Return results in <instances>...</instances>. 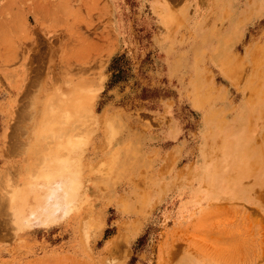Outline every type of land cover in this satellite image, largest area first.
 <instances>
[{
  "label": "rangeland",
  "instance_id": "obj_1",
  "mask_svg": "<svg viewBox=\"0 0 264 264\" xmlns=\"http://www.w3.org/2000/svg\"><path fill=\"white\" fill-rule=\"evenodd\" d=\"M18 15L0 264H264V0H0Z\"/></svg>",
  "mask_w": 264,
  "mask_h": 264
},
{
  "label": "crops",
  "instance_id": "obj_2",
  "mask_svg": "<svg viewBox=\"0 0 264 264\" xmlns=\"http://www.w3.org/2000/svg\"><path fill=\"white\" fill-rule=\"evenodd\" d=\"M18 18V21L12 18L0 20V176L4 175L0 181L3 182L6 179V164L18 147L14 141L21 129V125L16 127L11 121L17 122L22 118L21 107L27 90L28 69L23 55L28 35L21 15ZM58 212L52 213L54 219L61 216ZM40 220L45 221L43 217ZM26 240L30 242V239Z\"/></svg>",
  "mask_w": 264,
  "mask_h": 264
},
{
  "label": "bare ground",
  "instance_id": "obj_3",
  "mask_svg": "<svg viewBox=\"0 0 264 264\" xmlns=\"http://www.w3.org/2000/svg\"><path fill=\"white\" fill-rule=\"evenodd\" d=\"M219 3V2H218ZM245 12V11H244ZM168 13L169 12H164V14H161V18L164 20V21H166V22H168V20H169V16H168ZM220 17H221V15H220ZM228 20V19H227ZM236 23V22H235ZM237 25V24H236ZM234 29V28H233ZM8 35V34H7ZM205 35V34H204ZM210 37V36H209ZM221 41H222V39H221ZM217 42V41H216ZM216 44V43H215ZM221 45H222V43H221ZM224 48V47H223ZM168 50V49H167ZM180 53V52H179ZM196 53V52H195ZM212 53V52H211ZM166 54V53H165ZM216 54V53H215ZM200 63V62H199ZM193 64V63H192ZM196 64V63H195ZM48 92H49V90H48ZM49 94V93H48ZM29 96V95H28ZM34 100V99H33ZM33 106V105H32ZM56 107V106H55ZM29 109V108H28ZM54 109V108H53ZM31 111H33L32 109H30ZM41 111V110H40ZM39 112V111H38ZM32 113V112H31ZM66 114V113H65ZM35 115V114H34ZM63 115V114H62ZM61 115V116H62ZM84 115V114H83ZM84 118V117H83ZM51 121V120H50ZM55 121V120H54ZM37 123V122H36ZM63 123V122H62ZM75 123V122H74ZM60 124V123H59ZM28 126V125H27ZM71 127H73V126H71ZM79 128H80V126H79ZM79 130V129H78ZM83 130H81V132H82ZM67 133V132H66ZM75 135V134H74ZM16 136V135H15ZM122 136V135H121ZM75 136H73V138H74ZM119 138H121V137H119ZM114 139V138H113ZM123 140V139H122ZM235 143H234V146L235 145H237V144H239V137L236 135L235 136ZM120 141V140H119ZM17 142V141H16ZM16 142H15V144H16ZM52 142V141H51ZM111 144V143H110ZM120 144V143H119ZM131 144H133V143H131ZM231 144V143H230ZM110 146V145H109ZM231 146H233V145H231ZM45 148V147H44ZM24 150V149H23ZM136 150V149H135ZM45 151V150H44ZM25 152V151H24ZM139 152V151H138ZM239 155V154H238ZM120 156V155H119ZM235 156V158H236V155H234ZM240 158V157H239ZM120 159V158H119ZM47 160V159H46ZM3 173V172H2ZM36 173V172H35ZM114 173V172H113ZM3 175V174H2ZM1 175V176H2ZM0 176V177H1ZM4 176V175H3ZM2 176V177H3ZM123 178V177H122ZM3 179V178H2ZM0 182H2L3 183V180L2 181H0ZM4 182H5V180H4ZM4 184V183H3ZM1 188V187H0ZM3 188V187H2ZM230 190H232V189H230ZM9 194V193H8ZM50 194V193H49ZM66 194V193H65ZM51 195V197H52V195L53 194H50ZM138 195V194H137ZM61 196V195H60ZM4 197V196H3ZM69 197V196H68ZM149 197V196H148ZM53 198V197H52ZM63 198H64V196H63ZM65 198H67L66 196H65ZM137 198V197H136ZM60 199V197H56L55 198V201H53L52 202V205L51 206H53L51 209H50V211L45 215V220H51V219H53L54 220V217L52 216V213H54V212H62V214H61V217L63 216V217H65V216H68V214H69V210L68 209H65L64 208V203L63 202H61V200H59ZM148 200V199H147ZM48 202V201H47ZM66 202V201H65ZM71 202V201H70ZM42 203V202H41ZM69 205V204H68ZM71 205V204H70ZM69 205V206H70ZM3 207V206H2ZM41 207V206H40ZM52 216V217H51ZM114 243V242H113ZM113 246V245H112Z\"/></svg>",
  "mask_w": 264,
  "mask_h": 264
}]
</instances>
